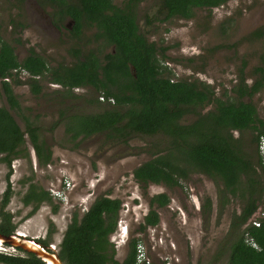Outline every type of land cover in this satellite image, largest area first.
<instances>
[{"label":"rangeland","instance_id":"1","mask_svg":"<svg viewBox=\"0 0 264 264\" xmlns=\"http://www.w3.org/2000/svg\"><path fill=\"white\" fill-rule=\"evenodd\" d=\"M127 1L113 0L118 7H124ZM74 3L0 0V37L15 48L19 60L34 52L50 67L73 65L77 51L81 55L95 52L103 59L113 47L96 40L97 30L88 23L77 34L76 23L65 14L67 5ZM136 14L140 32L159 51L163 76L194 82L199 87L209 86L215 98L223 101H238L235 92L241 78L250 87L260 79L256 69L262 66L264 56V0H228L219 8L196 10L191 19H166L160 0H140ZM20 78L24 84L13 87L22 109L12 113L23 129V117L41 128V138L51 148L53 157L49 164H40L27 138L23 154L10 167L0 162V199L11 172L14 194L7 210L14 215L17 230L29 239H46L59 251L74 214L81 220L97 199L109 197L122 201L117 231L110 236L118 261L127 259L131 242L137 240L146 264H228L235 241L231 224L246 206L247 194L224 195L222 181L198 171L175 188L138 183L134 171L167 152L169 139L165 135L135 134L127 142H119L101 134L73 141L66 133L63 117L99 113L103 104L90 102L97 98V92L80 87L73 91L74 98L66 99L62 90L45 78L41 79L42 93L34 95L27 73H20ZM243 101H252L259 118L264 120V88ZM215 105L211 103L197 111L206 114ZM0 107L9 108L1 83ZM197 118L189 114L183 123L191 124ZM234 138L247 151L254 149L251 131L234 132ZM66 182L72 187L66 192V199H61L57 193L66 191ZM31 185L54 197L52 203L41 204L33 216L29 214L34 206L23 203ZM158 194H167L170 203L164 208L154 206L160 216L159 224L142 230L151 211V199ZM5 250L25 255L0 247V251Z\"/></svg>","mask_w":264,"mask_h":264},{"label":"trees","instance_id":"2","mask_svg":"<svg viewBox=\"0 0 264 264\" xmlns=\"http://www.w3.org/2000/svg\"><path fill=\"white\" fill-rule=\"evenodd\" d=\"M67 5L65 14L76 23L81 34L84 23L97 30L95 39L104 41L112 51L103 59L95 52L81 55L76 52L73 65L50 67L48 62L32 52L19 60L15 48L0 37V83L9 108L0 107V162L9 167L22 155V147L29 139L40 164H49L53 157L51 148L41 138V128L23 117L25 128L16 120L12 111L21 112V104L13 84H24L20 73L30 74L29 81L34 95L43 90L41 79L60 85L66 99L74 98L73 89L90 87L97 92L92 104L100 105L96 114H63L66 133L73 141L107 134L110 140L127 142L135 134L146 136L165 135L169 146L160 154L143 163L134 171L135 180L143 185L157 184L169 188L181 186L193 171H198L223 182L222 194L235 196L247 194L246 206L233 218L231 229L235 241L230 247L228 264H264V222L260 227L249 223L250 218L264 205V173L260 145L264 138V120L260 119L253 98L264 88V56L262 66L256 69L260 76L250 87L244 78L236 89L238 101L215 98L209 87H199L194 82L174 81L163 76L164 67L158 58V49L140 32L136 14L140 0H128L118 7L113 0H74ZM228 0H160L166 19L193 18L198 9L212 10ZM151 22V21H149ZM16 71V75L14 74ZM40 77L41 79H37ZM12 80V81H11ZM104 95L114 99L107 104L99 99ZM215 103L213 111L198 113V109ZM106 104V105H104ZM191 115L198 118L191 124L183 119ZM252 132L253 150L244 149L234 132ZM8 175V186L0 199V234H15L14 215L7 210L14 190ZM245 177V182L243 179ZM243 178V179H242ZM50 192L31 185L23 198L25 206L33 205V216L43 203H52ZM170 203L167 194L151 199V211L145 218L142 230L159 224L160 216L154 206L164 208ZM122 201L100 197L81 220L74 214L60 244L59 255L63 264H138L139 242H131V250L123 262L115 258V246L110 236L117 231ZM253 238L259 250L248 244ZM49 246L46 239H38ZM24 252L21 249H17ZM14 255L0 251V264H45L35 254Z\"/></svg>","mask_w":264,"mask_h":264},{"label":"water","instance_id":"3","mask_svg":"<svg viewBox=\"0 0 264 264\" xmlns=\"http://www.w3.org/2000/svg\"><path fill=\"white\" fill-rule=\"evenodd\" d=\"M2 244H7L12 248L35 254L45 264H63L55 246H43L37 240L29 239L27 236H21V234L15 233L9 236L0 234V245Z\"/></svg>","mask_w":264,"mask_h":264},{"label":"built area","instance_id":"4","mask_svg":"<svg viewBox=\"0 0 264 264\" xmlns=\"http://www.w3.org/2000/svg\"><path fill=\"white\" fill-rule=\"evenodd\" d=\"M101 102L103 103H109L111 105L115 104V100L114 99H107L104 95H102L100 97ZM260 153L263 159V173H264V138L262 139L261 145H260ZM72 185L70 182H66L64 185V189H66V191H60L57 193V197L59 198H63L66 199V192L69 191L71 189ZM264 222V208L258 209V211L253 215V217L250 219L249 223H252L254 226L256 227H260ZM247 242L249 245H251L252 247H254L255 249L259 250V246L255 243L253 238H247ZM3 246V245H1ZM6 251V250H5ZM138 252H139V260L140 262L138 264H146L143 253L141 250H139V246H138ZM142 256V259H141Z\"/></svg>","mask_w":264,"mask_h":264},{"label":"flooded vegetation","instance_id":"5","mask_svg":"<svg viewBox=\"0 0 264 264\" xmlns=\"http://www.w3.org/2000/svg\"><path fill=\"white\" fill-rule=\"evenodd\" d=\"M30 77V76H29ZM37 79H41L40 77H38ZM28 81H29V79H28ZM53 85H55V84H53ZM56 87H59L60 89H61V86L60 85H55ZM75 89H78V88H75ZM75 89H73V91L75 90ZM15 233L16 234H21L22 236H27L26 234H24L22 231H19V230H17L16 229V231H15ZM3 245V247H5V248H11L12 250H17V249H15V248H12V247H10L9 245H7V244H2ZM1 247V246H0ZM6 251H8V250H6Z\"/></svg>","mask_w":264,"mask_h":264},{"label":"clouds","instance_id":"6","mask_svg":"<svg viewBox=\"0 0 264 264\" xmlns=\"http://www.w3.org/2000/svg\"><path fill=\"white\" fill-rule=\"evenodd\" d=\"M24 72L27 73L28 76H30V74H29L28 72L23 71V73H24ZM14 73H16V71H14ZM53 198H54V197H53ZM137 251H138V247H137ZM58 252H59V251H58ZM138 260H139V253H138ZM144 264H145V263H144Z\"/></svg>","mask_w":264,"mask_h":264},{"label":"bare ground","instance_id":"7","mask_svg":"<svg viewBox=\"0 0 264 264\" xmlns=\"http://www.w3.org/2000/svg\"><path fill=\"white\" fill-rule=\"evenodd\" d=\"M22 236V235H21ZM26 237V236H25Z\"/></svg>","mask_w":264,"mask_h":264}]
</instances>
